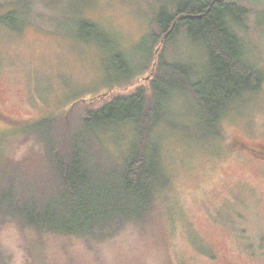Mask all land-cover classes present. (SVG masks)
I'll return each instance as SVG.
<instances>
[{"label":"rangeland","instance_id":"374dc122","mask_svg":"<svg viewBox=\"0 0 264 264\" xmlns=\"http://www.w3.org/2000/svg\"><path fill=\"white\" fill-rule=\"evenodd\" d=\"M181 1L0 0V196L9 197L0 205L41 203L56 188L51 147L78 144L97 167L120 164L140 143L135 126L86 130L85 114L138 89L148 96L159 56L203 76L201 42L184 29L167 44L153 36L158 14ZM223 1L246 10L229 27L260 88L228 104L218 134L199 125L189 93L169 94L148 139L165 182L142 220L94 239L39 230L3 209L0 264H264V162L247 148L264 142V0Z\"/></svg>","mask_w":264,"mask_h":264},{"label":"trees","instance_id":"16d2710c","mask_svg":"<svg viewBox=\"0 0 264 264\" xmlns=\"http://www.w3.org/2000/svg\"><path fill=\"white\" fill-rule=\"evenodd\" d=\"M245 12V8L223 0H183L172 14L161 11L157 16L159 31L153 36L162 37L167 44L184 29L188 38L201 42L208 53L203 76L194 80L189 67L159 56L148 96L138 89L85 114L86 130L113 123L135 126L141 135L140 143L137 140L133 151L120 164L97 167L88 161L78 144L66 146L58 153L51 147L49 156L57 178L56 188L41 197V203L26 204L22 199L18 202L17 196L6 206L0 205V211L6 209L39 230L94 239L112 237L128 223L141 221L157 187L165 182L148 142L153 126L163 117L164 98L177 91L189 93L198 106L199 125L218 134L217 124L228 104L257 91L263 82L262 75L243 61L240 40L229 27ZM81 28L90 36L94 26L83 22ZM113 57L116 70L124 72L121 55ZM141 127L147 132L146 140L139 131ZM8 198L6 194L0 196L1 200Z\"/></svg>","mask_w":264,"mask_h":264},{"label":"flooded vegetation","instance_id":"af4514ba","mask_svg":"<svg viewBox=\"0 0 264 264\" xmlns=\"http://www.w3.org/2000/svg\"><path fill=\"white\" fill-rule=\"evenodd\" d=\"M4 118V114L0 112V119ZM249 153L254 154L260 162H264V142L263 143H253L248 147Z\"/></svg>","mask_w":264,"mask_h":264}]
</instances>
